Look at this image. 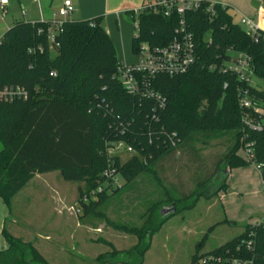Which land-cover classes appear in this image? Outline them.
I'll list each match as a JSON object with an SVG mask.
<instances>
[{
	"label": "trees",
	"instance_id": "obj_1",
	"mask_svg": "<svg viewBox=\"0 0 264 264\" xmlns=\"http://www.w3.org/2000/svg\"><path fill=\"white\" fill-rule=\"evenodd\" d=\"M211 4L201 0L198 9L185 13L194 36L196 61L183 74L153 78L152 87L167 99L166 107L159 109L155 101L129 94L118 80L122 62L102 16L66 20L57 36L59 46L48 41L51 22L17 20L5 31L0 37V89L20 85L29 91L27 100L0 101V197L9 212L13 198L32 178L59 171L66 181L86 182L84 188L80 186L79 204L83 213L89 214L97 203L123 188L111 190L105 186L98 191L105 183L102 173L110 163L126 185L142 172L156 173L159 161L175 159L179 151L190 150L187 146L199 135L206 138V144L232 135V142L217 163L215 177L222 178L218 186H212L214 180L210 178L181 197L168 194L176 212L166 217L160 214L161 201L153 203L142 226H117L135 235L137 243L118 250L109 242L111 250L100 254L94 263L143 264L154 234L171 216L192 209L201 197L211 199L219 191H226L228 169L264 163V129L244 124L247 110L239 101V91L248 88L250 98L264 106V89L221 69L229 60L230 49L245 52L251 57L255 77L264 82V35L256 41L235 21L229 6L216 2L211 13ZM129 14L135 20L133 11ZM180 19L176 10L168 16L163 11L142 12L133 52L137 53L141 42L159 46L169 43ZM39 45L43 51L29 52ZM212 65L216 69H211ZM174 132L181 140L176 147L169 141V134ZM112 141H125L138 153L126 160L111 157L107 148ZM248 142L253 144L252 161L240 153ZM85 195L88 201H83ZM2 236L9 246L0 251V264H46L32 242L15 237L6 227ZM250 239L254 240V249L246 255L264 264V220L248 224L240 235L212 254L235 250L242 240ZM197 253L189 264H200Z\"/></svg>",
	"mask_w": 264,
	"mask_h": 264
},
{
	"label": "rangeland",
	"instance_id": "obj_2",
	"mask_svg": "<svg viewBox=\"0 0 264 264\" xmlns=\"http://www.w3.org/2000/svg\"><path fill=\"white\" fill-rule=\"evenodd\" d=\"M10 2L4 21L0 18V35L15 20L33 19V0ZM230 8V13L240 24L241 13L235 7ZM23 9L27 10V16L22 15ZM132 24L137 35L135 21ZM51 54L55 55L53 48ZM253 79L263 85L257 77ZM231 136L206 144V138L199 135L187 146L196 151L181 152L173 161H159L156 173L142 172L126 185L121 180L123 188L97 203L89 214L75 210L81 207L80 186L84 188L86 182L66 181L59 171L37 174L13 198L11 212L0 197V251L9 246L2 236L4 227L15 237L32 242L43 254L46 264H94L100 254L111 250L109 242L118 250L129 249L137 243V237L119 226H142L153 203L161 201L160 208L172 204L169 195L181 197L194 192L200 182L210 178L214 180L212 186L221 183L222 178L215 177L216 167L219 157L231 143L227 142ZM120 155L124 160L131 156ZM238 171L235 170L228 181L231 188L238 186V190L229 192L232 196L228 200L218 193L212 200L201 197L192 209L171 216L154 234L143 264H189L197 252L200 257L212 254L239 235L248 222L263 220L264 193L257 183L261 182L256 178L258 172L253 167L245 169L244 175ZM231 203L235 209L230 210L229 218H234L237 224L225 225L224 207ZM213 226L216 227L211 229ZM227 251L212 255L223 256Z\"/></svg>",
	"mask_w": 264,
	"mask_h": 264
},
{
	"label": "built area",
	"instance_id": "obj_3",
	"mask_svg": "<svg viewBox=\"0 0 264 264\" xmlns=\"http://www.w3.org/2000/svg\"><path fill=\"white\" fill-rule=\"evenodd\" d=\"M212 2L208 11L214 13ZM9 0H0L1 19L8 13L7 6ZM201 5V0H150L141 7L133 11L135 15V26L139 28L138 16L142 12H164L165 15H170L172 10H176L181 19L179 26L175 30L174 38L166 45H152L149 42H141L136 55L138 62L135 64L122 63L118 67V80L124 89L131 95L142 98H147L155 101L156 109L165 108L167 99L157 92L152 87V80L158 75L175 76L187 72L196 61L195 42L193 33L189 30L185 13L190 9H198ZM76 11V7L71 0H65L63 6L59 9L55 21H52L48 27V41L52 46H59L57 36L63 31V25L66 20L71 17ZM240 24L252 37L259 41L260 36L264 35V0L259 7V12L255 18L240 15ZM43 30L39 29V33ZM43 51V47L39 45L36 48H30L29 52ZM216 65H212L211 69H216ZM223 72H232L237 74L241 81L249 83L250 85L264 89L261 83L254 81L255 77L251 57L241 51L229 50V60L221 68ZM55 74V73H54ZM29 91L20 85H10L0 89V101L13 102L15 100H27ZM240 105L246 109V114L243 118L246 126L254 129H264V106L258 105L249 96V89L242 88L239 91ZM260 115V116H259ZM170 145L176 147L180 142V138L174 132L169 134ZM252 143H245L241 149L242 155L248 160L252 161L254 157ZM108 154L112 156H119L120 154H130L131 156L137 154L136 149L127 144L125 141H112L108 143ZM112 151V153H111ZM130 156V157H131ZM261 172L264 181V163L252 162ZM105 183L98 189L101 192L105 186H110L111 190L122 185V177L120 172L114 167L113 163L102 173ZM89 196H83V201H88ZM74 209V208H73ZM77 213L82 211L81 207L75 209ZM264 220V219H263ZM253 222L251 225L260 224ZM254 249V240H242L235 250H228L223 256L204 255L200 259V264H259L255 257L247 256V252Z\"/></svg>",
	"mask_w": 264,
	"mask_h": 264
},
{
	"label": "crops",
	"instance_id": "obj_4",
	"mask_svg": "<svg viewBox=\"0 0 264 264\" xmlns=\"http://www.w3.org/2000/svg\"><path fill=\"white\" fill-rule=\"evenodd\" d=\"M64 1L65 0H33V3L35 4V8L32 9L33 12L31 14L33 19L31 20V22L55 21L56 19L59 18L57 16V13L59 9L63 6ZM71 1L76 7V11L74 12L73 15H71V17H69V19L88 20L98 16H102L103 18L102 24L106 28L107 32L109 33L115 44L120 62L125 64H135L138 62L139 60L138 56L133 52V38L135 37V34L133 31L132 23L134 19L129 14V12L134 11L135 9L141 7L150 0H71ZM205 1L218 2L232 8L235 7V10L241 13V15H245L253 18L257 16L259 12V7L263 2V0H205ZM10 5L11 2L9 0L8 6ZM22 15L27 16L28 15L27 10L23 9ZM0 16H1V10H0ZM2 35H0V37ZM227 142L228 143L232 142V139L231 140L227 139ZM180 154L181 151L177 153L176 158L174 160L178 159L177 156H179ZM171 160L173 161V158ZM199 160L202 161L203 159L201 158ZM249 167H253L254 170L258 172L257 173L258 176H256V178L258 177L257 181L260 179L261 182L258 181L257 183L259 188L262 186V190H263V177L261 175V172L257 169V167L254 164H248L246 166L228 169L229 179L232 177V173L235 170H239L238 174L244 175V170ZM235 190H238V186L236 185L235 187L231 188L230 183L228 182L227 190L226 191L221 190L218 192V194L221 195L226 201L228 200V198H230V196H232L230 195L229 192ZM212 199H214V197L211 198L210 200ZM233 206L234 205L231 203L226 205V207H224L225 215H226L225 220L233 221V224L228 222H223V224L225 225L237 224V221L234 220V218L233 219L229 218L230 210L235 209ZM251 223L252 222H248L247 225ZM231 239H229L228 241H230ZM206 252H208V250Z\"/></svg>",
	"mask_w": 264,
	"mask_h": 264
},
{
	"label": "water",
	"instance_id": "obj_5",
	"mask_svg": "<svg viewBox=\"0 0 264 264\" xmlns=\"http://www.w3.org/2000/svg\"><path fill=\"white\" fill-rule=\"evenodd\" d=\"M175 212H176V204L175 203L171 204L170 206L165 205L161 209V214L163 217L174 214Z\"/></svg>",
	"mask_w": 264,
	"mask_h": 264
}]
</instances>
